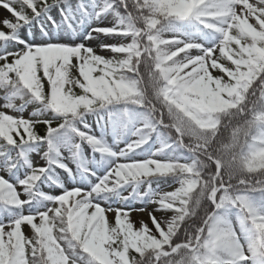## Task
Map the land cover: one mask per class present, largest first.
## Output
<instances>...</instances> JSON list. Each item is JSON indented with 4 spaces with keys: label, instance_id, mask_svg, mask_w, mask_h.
<instances>
[{
    "label": "snow or ice",
    "instance_id": "6c2138e0",
    "mask_svg": "<svg viewBox=\"0 0 264 264\" xmlns=\"http://www.w3.org/2000/svg\"><path fill=\"white\" fill-rule=\"evenodd\" d=\"M0 8V264H264V0Z\"/></svg>",
    "mask_w": 264,
    "mask_h": 264
},
{
    "label": "rangeland",
    "instance_id": "374dc122",
    "mask_svg": "<svg viewBox=\"0 0 264 264\" xmlns=\"http://www.w3.org/2000/svg\"><path fill=\"white\" fill-rule=\"evenodd\" d=\"M7 16H9V14L7 13V11L4 10V9H2V8H0V18H4V17H7ZM136 214H133V219H136L137 220L138 218L136 217ZM147 220L148 219H146V221ZM26 231H27V229H26Z\"/></svg>",
    "mask_w": 264,
    "mask_h": 264
},
{
    "label": "bare ground",
    "instance_id": "6f19581e",
    "mask_svg": "<svg viewBox=\"0 0 264 264\" xmlns=\"http://www.w3.org/2000/svg\"><path fill=\"white\" fill-rule=\"evenodd\" d=\"M136 217L138 218L137 220H139V219H141V218H143L144 220H146V219H148V217L146 216V215H141V214H136Z\"/></svg>",
    "mask_w": 264,
    "mask_h": 264
}]
</instances>
